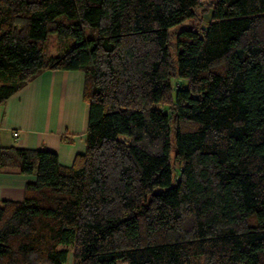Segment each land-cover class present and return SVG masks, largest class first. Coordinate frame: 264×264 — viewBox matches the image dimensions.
Here are the masks:
<instances>
[{
	"label": "trees",
	"instance_id": "obj_1",
	"mask_svg": "<svg viewBox=\"0 0 264 264\" xmlns=\"http://www.w3.org/2000/svg\"><path fill=\"white\" fill-rule=\"evenodd\" d=\"M200 6L0 0V103L44 69L82 71L89 102L72 165L0 146L35 175L0 200V264H264V0L173 32Z\"/></svg>",
	"mask_w": 264,
	"mask_h": 264
},
{
	"label": "crops",
	"instance_id": "obj_2",
	"mask_svg": "<svg viewBox=\"0 0 264 264\" xmlns=\"http://www.w3.org/2000/svg\"><path fill=\"white\" fill-rule=\"evenodd\" d=\"M80 70L44 69L0 103V146L47 148L72 165L86 148L89 102ZM18 131V135L15 132ZM35 175L0 169V200H22Z\"/></svg>",
	"mask_w": 264,
	"mask_h": 264
},
{
	"label": "rangeland",
	"instance_id": "obj_3",
	"mask_svg": "<svg viewBox=\"0 0 264 264\" xmlns=\"http://www.w3.org/2000/svg\"><path fill=\"white\" fill-rule=\"evenodd\" d=\"M216 0H201L202 6L196 9V15L194 18L186 20L181 25L175 27L173 32H176L181 27H194L200 31L206 27L211 19V10ZM65 41V40H64ZM67 42V41H66ZM65 46V42L60 41L59 37L56 34H50L45 46L46 54L48 56L56 55L60 53V50ZM167 107V106H166ZM174 139V134L172 132V140ZM174 148V147H173ZM172 155H174V150L172 151ZM174 165V173H179V163L174 158L172 159ZM73 255L72 249L70 251L68 261L66 264H72ZM117 264H127L121 260L117 262ZM197 264H203V259L197 261Z\"/></svg>",
	"mask_w": 264,
	"mask_h": 264
},
{
	"label": "built area",
	"instance_id": "obj_4",
	"mask_svg": "<svg viewBox=\"0 0 264 264\" xmlns=\"http://www.w3.org/2000/svg\"><path fill=\"white\" fill-rule=\"evenodd\" d=\"M15 135H18V131L15 132Z\"/></svg>",
	"mask_w": 264,
	"mask_h": 264
}]
</instances>
